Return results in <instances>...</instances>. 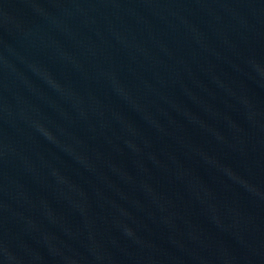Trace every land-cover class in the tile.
I'll return each instance as SVG.
<instances>
[{
  "label": "water",
  "instance_id": "obj_1",
  "mask_svg": "<svg viewBox=\"0 0 264 264\" xmlns=\"http://www.w3.org/2000/svg\"><path fill=\"white\" fill-rule=\"evenodd\" d=\"M0 264H264V0H0Z\"/></svg>",
  "mask_w": 264,
  "mask_h": 264
}]
</instances>
